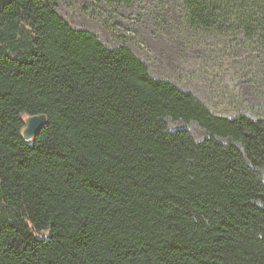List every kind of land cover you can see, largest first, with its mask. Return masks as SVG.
<instances>
[{"label":"trees","instance_id":"obj_1","mask_svg":"<svg viewBox=\"0 0 264 264\" xmlns=\"http://www.w3.org/2000/svg\"><path fill=\"white\" fill-rule=\"evenodd\" d=\"M181 4L228 58L264 52V0ZM0 264H264V120L212 113L56 0H0Z\"/></svg>","mask_w":264,"mask_h":264},{"label":"rangeland","instance_id":"obj_2","mask_svg":"<svg viewBox=\"0 0 264 264\" xmlns=\"http://www.w3.org/2000/svg\"><path fill=\"white\" fill-rule=\"evenodd\" d=\"M56 1L58 14L73 29L91 32L107 48L128 47L152 78L193 93L212 113L230 117L233 111H243L264 120V52L233 43L228 58L226 42L219 37H192L182 0H143L130 6H109L104 0ZM167 125L169 130L186 129L197 141L206 137L193 124Z\"/></svg>","mask_w":264,"mask_h":264},{"label":"water","instance_id":"obj_3","mask_svg":"<svg viewBox=\"0 0 264 264\" xmlns=\"http://www.w3.org/2000/svg\"><path fill=\"white\" fill-rule=\"evenodd\" d=\"M24 128L21 137L24 142L29 143L47 125L45 116H24Z\"/></svg>","mask_w":264,"mask_h":264}]
</instances>
